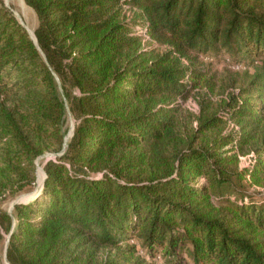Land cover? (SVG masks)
Listing matches in <instances>:
<instances>
[{
	"label": "trees",
	"instance_id": "16d2710c",
	"mask_svg": "<svg viewBox=\"0 0 264 264\" xmlns=\"http://www.w3.org/2000/svg\"><path fill=\"white\" fill-rule=\"evenodd\" d=\"M120 1L139 8L149 35L170 49L142 51L119 19ZM25 2L37 15L36 42L0 0L5 183L16 176L23 189L27 167L62 149L66 103L74 126L61 157L45 163L40 194L0 211L7 261L90 264L66 255L85 233L117 249L103 264H149L156 255L168 264H264V199L246 189L247 181L264 186V129L255 163L239 169L236 154L222 150L230 135L176 147L174 109L163 100L185 97L204 79L201 67L181 63L189 53L264 61V0ZM243 92L250 99L228 107L251 127L238 137L248 143L263 125L264 76ZM219 122L205 116L200 131Z\"/></svg>",
	"mask_w": 264,
	"mask_h": 264
},
{
	"label": "rangeland",
	"instance_id": "374dc122",
	"mask_svg": "<svg viewBox=\"0 0 264 264\" xmlns=\"http://www.w3.org/2000/svg\"><path fill=\"white\" fill-rule=\"evenodd\" d=\"M1 3L11 11L26 30L28 28L34 33V29L38 24L37 15L25 0H1ZM117 11L119 19L128 23L130 27L129 34L139 37L142 51L152 52V54H163L170 49L168 44L160 43L149 35L145 27L147 18L143 16L139 8L120 1L117 4ZM181 63L183 65L192 64L193 66H199L206 74L204 79L190 90L185 97L170 94L164 95L165 98L163 97L166 106L174 109L171 115L173 130L179 138L175 146L179 149L189 144L198 147L201 144L212 141L219 135H230L233 142L224 146L222 150L236 154L239 169L251 168L258 158L257 147L261 141L264 120L262 127L252 131L255 132V139L248 143H239L238 137L242 136L251 127L247 126V120L230 113L228 104L233 103L234 100L239 102V99H250L249 97L252 94L243 92V90L249 86L250 81L257 74L264 76V61L254 59L251 63H247L245 60L244 62L233 63L231 59L227 60L224 56L215 58L189 53L188 56L181 57ZM185 80L187 81L188 79L185 78ZM252 102L254 104L257 103V98H252ZM66 109V119L63 126L64 139L74 126V119L70 114L67 103ZM213 115H217L220 118L219 124L201 132L199 128L200 119ZM68 139V136H66V142ZM61 150L59 149L57 152L48 150L34 160L32 167H27V170H30L28 174L32 178L29 184H27L28 181L24 183L26 186L23 189H16L18 186L16 176H12L10 183H5L3 176H0V211L11 213L16 201L28 202L40 194L42 182L45 179L44 165L50 159L59 158L54 154L59 153ZM80 172L83 171L80 170ZM248 183L249 181L246 183L248 193L256 200L264 199V186ZM2 184L4 185L2 186ZM28 195L29 197H27ZM9 236L10 234L5 229V223L0 218V264H7L4 254ZM128 242L130 244L134 243L132 240ZM124 244L126 242H121L118 245L124 246ZM136 247L139 248L138 245ZM139 254L143 253L139 250ZM66 255L79 257L84 262L89 261L90 264H103L106 260L117 256V249L109 244L98 242L85 233H81L77 241H74L69 246ZM186 259L187 264H192L188 258ZM145 260L149 264H168L160 255H156L153 259L147 257Z\"/></svg>",
	"mask_w": 264,
	"mask_h": 264
},
{
	"label": "water",
	"instance_id": "95a60500",
	"mask_svg": "<svg viewBox=\"0 0 264 264\" xmlns=\"http://www.w3.org/2000/svg\"><path fill=\"white\" fill-rule=\"evenodd\" d=\"M27 31L29 32V34H30L31 38L34 40V42H36V39H35V36H34L33 31L29 30L28 28H27ZM72 135H73V127L71 128V131L69 132V134H67L66 136H68V138H70ZM66 136H65V139H64L65 142H64V144H63V148H62V150H61L59 153L54 154L55 156L61 157V155L64 153V151H65V149H66V147H67ZM44 178H45V173H44ZM42 185H43V182H42ZM27 197H29V195H28ZM17 202H21V201L19 200V201H16V203H17ZM8 241H9V240H7V242H6L5 251H6V248H7V245H8ZM4 257H5L6 263L9 264V263L7 262V259H6V252H5V254H4Z\"/></svg>",
	"mask_w": 264,
	"mask_h": 264
}]
</instances>
